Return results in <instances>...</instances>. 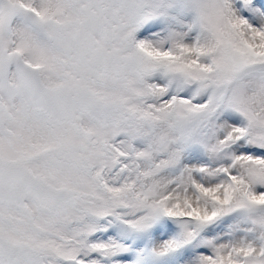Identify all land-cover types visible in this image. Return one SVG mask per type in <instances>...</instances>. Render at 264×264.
<instances>
[{
    "label": "snow or ice",
    "instance_id": "1",
    "mask_svg": "<svg viewBox=\"0 0 264 264\" xmlns=\"http://www.w3.org/2000/svg\"><path fill=\"white\" fill-rule=\"evenodd\" d=\"M0 264H264V0H0Z\"/></svg>",
    "mask_w": 264,
    "mask_h": 264
}]
</instances>
